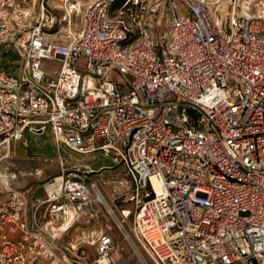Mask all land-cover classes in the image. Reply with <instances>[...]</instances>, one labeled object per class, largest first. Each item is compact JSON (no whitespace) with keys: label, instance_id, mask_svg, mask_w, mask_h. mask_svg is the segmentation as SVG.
<instances>
[{"label":"built area","instance_id":"obj_1","mask_svg":"<svg viewBox=\"0 0 264 264\" xmlns=\"http://www.w3.org/2000/svg\"><path fill=\"white\" fill-rule=\"evenodd\" d=\"M28 1L0 0V163L48 127L60 174L39 193L0 170V264H132L93 238L103 210L146 264H264V0H92L64 40ZM62 147L111 164L67 172Z\"/></svg>","mask_w":264,"mask_h":264},{"label":"rangeland","instance_id":"obj_2","mask_svg":"<svg viewBox=\"0 0 264 264\" xmlns=\"http://www.w3.org/2000/svg\"><path fill=\"white\" fill-rule=\"evenodd\" d=\"M91 1L92 0H44L46 8H48L56 18L55 26L48 31L46 36L49 39L64 40V37L70 33L77 32L80 27L84 8ZM28 2L30 8L37 10L40 0H30ZM116 2H113L112 14H115L117 8L119 7V0H116ZM148 2H150V0H145L144 3ZM130 13L136 15L139 12H135L134 9H131V11L127 9L124 11V14H121L120 18L124 19L125 22H131L132 17L130 16ZM150 18L152 29L163 27L165 23V16H160L156 13ZM158 21L159 25L157 24ZM132 26L134 27L133 24ZM160 29L162 31L163 28ZM59 65L60 62L56 60H45L43 62V67L48 72L58 69ZM24 138L27 139L28 146L23 145L20 141L16 143L14 142L11 145L8 157L1 161L0 170L4 171L11 177L10 180L14 187L32 186L33 189L36 188L37 192L41 193L42 185L48 182L52 177L60 174V166L56 158L57 150L48 127L42 132L26 130ZM60 154L65 161V166L68 168L67 172L72 171L71 165L74 163L88 164L95 169H98L100 166L111 164L110 161L108 159H104L99 152L81 155L72 153L62 147ZM37 169L41 171V174H36ZM101 173L102 172L99 171L93 174H79L81 176L87 175V177L95 180V182H98L97 178ZM106 188L109 189V185H106V187L100 186V190L109 201ZM124 206L131 207L132 203L125 204ZM116 214L117 217H119L117 212ZM130 223L131 218H128L124 223V229L130 237L129 243L123 239L122 233L116 225V218L110 216L105 210H103V212L99 215V218L93 223L89 230L94 231V238L100 230L105 231L107 226L110 227V233L115 238L116 243L125 245V250L120 254L121 257L129 258V261L132 264H140V256H138L137 253L132 254V243L135 245L144 260L148 261V258L130 230ZM79 233L80 228L75 230L73 229L72 238L74 239L77 237Z\"/></svg>","mask_w":264,"mask_h":264},{"label":"bare ground","instance_id":"obj_3","mask_svg":"<svg viewBox=\"0 0 264 264\" xmlns=\"http://www.w3.org/2000/svg\"><path fill=\"white\" fill-rule=\"evenodd\" d=\"M36 174H41V171L39 169H37V173ZM152 182H153L154 189L158 191L160 189V186H161L160 183L158 181H156V180H153ZM113 217L117 219L116 215H113ZM124 233H126V232L124 231ZM134 248H135L138 256H140V262L142 264H146L145 260L141 257V255H140L139 251L137 250V248L135 246H134Z\"/></svg>","mask_w":264,"mask_h":264},{"label":"trees","instance_id":"obj_4","mask_svg":"<svg viewBox=\"0 0 264 264\" xmlns=\"http://www.w3.org/2000/svg\"><path fill=\"white\" fill-rule=\"evenodd\" d=\"M116 2V0H114ZM124 0H119L118 4H122ZM117 3V2H116Z\"/></svg>","mask_w":264,"mask_h":264},{"label":"crops","instance_id":"obj_5","mask_svg":"<svg viewBox=\"0 0 264 264\" xmlns=\"http://www.w3.org/2000/svg\"><path fill=\"white\" fill-rule=\"evenodd\" d=\"M16 143V142H15Z\"/></svg>","mask_w":264,"mask_h":264}]
</instances>
